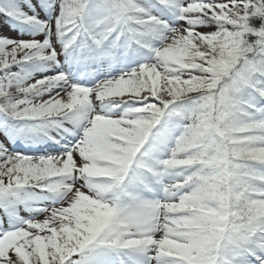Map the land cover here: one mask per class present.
<instances>
[{
  "label": "snow or ice",
  "instance_id": "obj_1",
  "mask_svg": "<svg viewBox=\"0 0 264 264\" xmlns=\"http://www.w3.org/2000/svg\"><path fill=\"white\" fill-rule=\"evenodd\" d=\"M0 264H264V0H0Z\"/></svg>",
  "mask_w": 264,
  "mask_h": 264
},
{
  "label": "rangeland",
  "instance_id": "obj_2",
  "mask_svg": "<svg viewBox=\"0 0 264 264\" xmlns=\"http://www.w3.org/2000/svg\"><path fill=\"white\" fill-rule=\"evenodd\" d=\"M6 30V29H5ZM10 34H13V33H10Z\"/></svg>",
  "mask_w": 264,
  "mask_h": 264
}]
</instances>
